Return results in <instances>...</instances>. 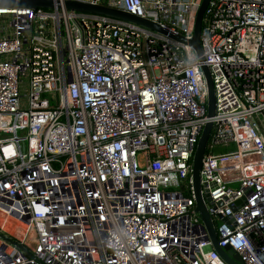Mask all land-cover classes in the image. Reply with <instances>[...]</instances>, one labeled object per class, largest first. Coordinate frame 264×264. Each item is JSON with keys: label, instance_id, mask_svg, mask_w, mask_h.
<instances>
[{"label": "built area", "instance_id": "obj_1", "mask_svg": "<svg viewBox=\"0 0 264 264\" xmlns=\"http://www.w3.org/2000/svg\"><path fill=\"white\" fill-rule=\"evenodd\" d=\"M51 1L0 8V214L25 226L0 225V264H227L196 212L209 122L200 179L219 245L264 264V0H211L202 56L203 0Z\"/></svg>", "mask_w": 264, "mask_h": 264}, {"label": "water", "instance_id": "obj_2", "mask_svg": "<svg viewBox=\"0 0 264 264\" xmlns=\"http://www.w3.org/2000/svg\"><path fill=\"white\" fill-rule=\"evenodd\" d=\"M210 1L211 0H203L196 19L194 37L189 42V44L192 47H194V49L197 51L199 56H202L201 33H202L205 13ZM57 5L58 7L60 6L59 3ZM54 7L55 4L51 0H0V8H7V9L37 10L39 8L52 9ZM65 7L72 11L90 13V14L125 20L131 23L142 25L150 29H155L162 33H166L158 25H155L149 21H146L144 19H141L139 17L133 16L131 14L116 9H110L103 6L88 5L74 1H67L65 3ZM172 37L182 43H186V41L180 36H172ZM203 71L205 74L207 88H208V99H207L208 117L212 118L215 116L216 113V98H215L214 84L209 68L207 66H203ZM212 129H213V123L209 122L205 126L202 132V135L198 141L196 151L193 157L192 180H193V187L196 196V212L199 214L204 224L206 233L208 235L207 238L210 239L213 248L217 251V253L223 259V261H225L227 264H242L240 257L237 254H235L232 250H230L229 248L220 247L218 235L212 217L209 214L205 204V199L208 202L210 201V198L208 195H205V199H204L202 194L200 172L202 169L203 158L206 154L210 137L212 134ZM239 204H241V201L235 203L234 208L237 207Z\"/></svg>", "mask_w": 264, "mask_h": 264}, {"label": "rangeland", "instance_id": "obj_3", "mask_svg": "<svg viewBox=\"0 0 264 264\" xmlns=\"http://www.w3.org/2000/svg\"><path fill=\"white\" fill-rule=\"evenodd\" d=\"M57 103V100H52V105H55ZM220 147L217 146L215 148V151H220L219 149ZM4 219L5 217L0 214V220H2L4 222ZM0 224H1V221H0ZM5 225H8V227L11 229L10 231H12L14 234H12L11 232L9 231H4L2 230L3 232L7 233V234H11V236L13 238H19V237H24L25 236V232H24V229H23V226L19 225L18 222H16L15 220L13 219H10V220H6L5 221ZM36 244H37V240H36V237L35 235L33 234H30L28 237H27V241H26V245L27 247H29L31 250H33L35 247H36Z\"/></svg>", "mask_w": 264, "mask_h": 264}, {"label": "bare ground", "instance_id": "obj_4", "mask_svg": "<svg viewBox=\"0 0 264 264\" xmlns=\"http://www.w3.org/2000/svg\"><path fill=\"white\" fill-rule=\"evenodd\" d=\"M0 221H1V224H0V225H2L6 231H9V232H11L12 234H14L12 231H10L11 229L8 227V225H5V221H6V219H4V222H3L2 220H0ZM19 225L23 226V229H25V226H24V225H22V224H19ZM24 232H25V231H24Z\"/></svg>", "mask_w": 264, "mask_h": 264}]
</instances>
